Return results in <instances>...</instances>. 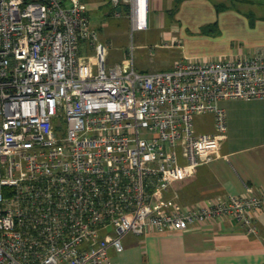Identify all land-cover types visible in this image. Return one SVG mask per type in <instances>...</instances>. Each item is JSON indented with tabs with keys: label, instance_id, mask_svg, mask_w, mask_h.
I'll list each match as a JSON object with an SVG mask.
<instances>
[{
	"label": "built area",
	"instance_id": "obj_1",
	"mask_svg": "<svg viewBox=\"0 0 264 264\" xmlns=\"http://www.w3.org/2000/svg\"><path fill=\"white\" fill-rule=\"evenodd\" d=\"M110 2L149 29L150 0ZM107 55L82 0H0V264H110L128 234L217 218L256 233L264 188L192 207L172 191L217 157L222 100H264V52L154 72ZM206 113L214 131L197 133Z\"/></svg>",
	"mask_w": 264,
	"mask_h": 264
},
{
	"label": "crops",
	"instance_id": "obj_2",
	"mask_svg": "<svg viewBox=\"0 0 264 264\" xmlns=\"http://www.w3.org/2000/svg\"><path fill=\"white\" fill-rule=\"evenodd\" d=\"M82 1L91 27L100 36L107 35L109 19L126 17L125 5L114 7L110 0ZM148 22L149 28L152 24L161 32L157 46L180 52L169 70L177 61L264 52V0H150ZM89 50L83 45L81 54ZM135 68L158 71L144 64ZM220 105L227 112V138L215 159L174 185L172 199L181 206L230 195L247 197L264 188V100L226 99ZM206 114L212 121L204 133H213V115ZM252 218L256 233L234 219L217 218L182 232L128 234L123 238L124 251L111 250L110 264H264V209Z\"/></svg>",
	"mask_w": 264,
	"mask_h": 264
},
{
	"label": "rangeland",
	"instance_id": "obj_3",
	"mask_svg": "<svg viewBox=\"0 0 264 264\" xmlns=\"http://www.w3.org/2000/svg\"><path fill=\"white\" fill-rule=\"evenodd\" d=\"M235 1L241 2L244 0ZM106 32H108L107 35L100 36L99 34V40L108 48L107 68L130 59L133 53L135 66L144 64L149 66L151 70L166 71L169 70V66L173 65L175 58L180 56L178 50H163L156 45L161 42V32L152 27V24L149 30L132 31L125 16L119 19L111 18ZM140 45L145 46V48L138 49L137 47ZM83 55L89 57L93 66L96 67L95 52L93 50L84 52ZM211 121L212 118L208 114L196 116L194 126L197 133L206 132L205 128L211 124Z\"/></svg>",
	"mask_w": 264,
	"mask_h": 264
}]
</instances>
